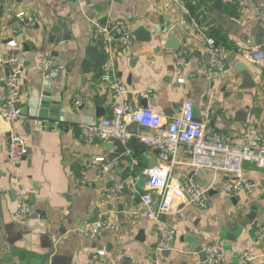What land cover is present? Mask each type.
Segmentation results:
<instances>
[{"label":"crops","instance_id":"1","mask_svg":"<svg viewBox=\"0 0 264 264\" xmlns=\"http://www.w3.org/2000/svg\"><path fill=\"white\" fill-rule=\"evenodd\" d=\"M260 4L264 0H246L244 8L231 0H0V52L22 64L18 108L21 114L29 111L14 129L29 144L27 157L16 167L8 160L12 129L0 114V264H92L100 250L109 264H153L159 235L140 198L146 190L144 170L160 160L138 137L153 132L132 124L133 137L125 144L89 145L82 139L80 126L111 117L118 101L110 85L100 82L101 67L112 65L113 78L127 91L122 100L133 107H149L171 120L191 100L197 121L229 143L264 136V70L249 58L256 50L264 52V27L253 12ZM21 11L35 20L34 27L15 19ZM111 20L126 22L134 33L133 45L125 52L118 49L112 60L93 29L94 22ZM140 28L151 33V41L137 40ZM170 35L181 43L177 51L167 48ZM208 38L221 48L222 71L202 68ZM182 51L184 67L178 65ZM47 57L65 67L52 82L41 72ZM7 79V67L0 66V110ZM46 89L53 90L57 105L47 109V119H31L40 113ZM148 90L153 92L149 99L139 96ZM80 92L87 99L77 111L72 98ZM96 159L118 165L104 172L93 165ZM178 159L176 180H193L208 190V208L182 206L162 218L177 232L163 254L165 264H207L203 250L209 245L224 247L223 264H240L245 252L264 264V240L256 237L257 224L264 225V168L244 163L243 174L257 190L231 197L223 191L225 173L194 171L182 164L183 156ZM122 183L123 192L106 196ZM17 191L31 206L29 215H17ZM102 220L112 222L111 231L88 239L84 227Z\"/></svg>","mask_w":264,"mask_h":264},{"label":"built area","instance_id":"2","mask_svg":"<svg viewBox=\"0 0 264 264\" xmlns=\"http://www.w3.org/2000/svg\"><path fill=\"white\" fill-rule=\"evenodd\" d=\"M231 1L236 2L241 8L246 6V0ZM253 12L256 23L264 27V4L255 5ZM15 19L27 28L36 25L35 20L23 11L16 13ZM93 29L94 39L106 43L110 60L113 59L118 49L125 52L133 45L134 33L122 20H111L104 23L96 21L93 23ZM8 45L12 48L16 47L13 42ZM185 54L186 51L179 53L178 65L180 67L185 65ZM249 58L264 70L263 51L256 50ZM0 66H6L8 69L0 114L12 129L8 160L16 167L29 153L27 139L14 131L15 126L22 119L18 103L21 96L20 83L23 67L15 55L5 58L1 52ZM111 67L112 65L107 62L101 67L99 80L110 85L114 97L118 99L112 107V116L81 125L82 139L89 145L112 141L125 144L133 137L129 131L132 124L153 132V134L138 136L143 143L158 152L160 160L156 167L144 170L146 190L140 199L146 216L153 221L159 235L153 264H165L163 254L171 250L177 232L162 218L176 213L182 206H194L201 210L208 208V190L201 189L193 180L186 183L176 180L174 172L176 165L180 164L179 156L184 158L182 164L191 167L194 171L211 170L215 173H225L228 179L223 185V191L227 195L231 197H238L241 193L253 195L257 190V185L243 174V164L248 162L255 164L258 168H264V136L248 137L241 145L229 143L222 134L214 132L207 124L197 121L194 112L195 104L191 100L184 101L179 114L171 120H166L162 114L149 107H133L129 102L122 100L127 91L120 80L113 78ZM202 68L207 72L222 71L225 68L221 48L214 39H206ZM64 71L65 67L52 57L45 58L41 63V72L49 82L54 81ZM152 95L151 90L139 92V96L144 99H149ZM86 99L83 92L77 93L72 98L73 108L77 111L82 109ZM93 165L100 167L104 172H110L117 167L118 162L96 159ZM125 184L111 187L107 190L106 196L111 198L123 192ZM16 195L19 200L17 215H29L31 213L30 204L23 198L20 191H17ZM153 195L157 196V202ZM112 228L113 224L110 220H102L87 224L83 232L88 239L95 241L102 238ZM256 229L258 241L264 240L263 223L259 222ZM203 252L207 264H223L226 255L223 246L209 245L204 248ZM258 260L259 257L248 252L239 257L240 264H257ZM92 264H109L107 253L103 250L97 251L92 256Z\"/></svg>","mask_w":264,"mask_h":264},{"label":"water","instance_id":"3","mask_svg":"<svg viewBox=\"0 0 264 264\" xmlns=\"http://www.w3.org/2000/svg\"><path fill=\"white\" fill-rule=\"evenodd\" d=\"M135 36L137 38V40L139 41H144V42H149L151 41L152 35L149 31H146V29L144 28H140L135 32ZM253 45H256L253 41H252ZM180 41L177 39V37L175 35H170L168 38V43H167V48L170 50H174L177 51L180 48ZM233 58V57H231ZM237 69H240V67L238 66ZM57 98L53 97V90L52 89H46V91L44 92L43 95V99L41 101V108H40V113H38L36 116L34 117H30L31 119H36L38 121L39 120H45L47 119V109H49L50 106L57 105ZM56 103V104H55ZM27 108V107H26ZM22 114H24L26 117L29 116V111L28 108L26 109V113L22 112ZM30 128L31 125L27 124L26 129L30 132ZM109 143H106L105 146H107ZM142 185V183H141ZM168 253L165 252V254Z\"/></svg>","mask_w":264,"mask_h":264}]
</instances>
